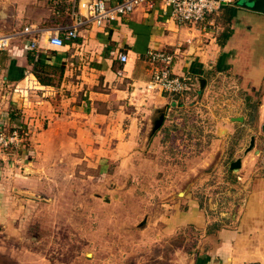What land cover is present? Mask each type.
I'll use <instances>...</instances> for the list:
<instances>
[{
    "label": "crops",
    "instance_id": "0c3cea01",
    "mask_svg": "<svg viewBox=\"0 0 264 264\" xmlns=\"http://www.w3.org/2000/svg\"><path fill=\"white\" fill-rule=\"evenodd\" d=\"M235 7L237 16L229 24L233 34L222 45L223 14L220 23L209 17L205 26L178 25L156 0L104 27L81 26L76 38L56 47L49 38L63 36L76 24L73 0H0V32L14 35L9 48L0 51V121L22 125L31 134L19 161L24 172L0 165V230L14 229L22 211L16 198L42 194L36 182L52 187L54 164L44 156L49 151L80 152L76 162L107 157L127 163L148 143H165L163 124L172 103L166 93L147 88L158 68L149 59L151 50L175 53V73L199 79L203 86L207 76L229 66L260 85L264 14ZM26 27L31 33H24ZM157 112L163 124L155 130ZM263 172L243 176L235 208L217 214L189 189L158 207L148 204L133 225L145 226L143 232L157 242L176 236L186 241L190 235L196 240L192 264H264Z\"/></svg>",
    "mask_w": 264,
    "mask_h": 264
},
{
    "label": "rangeland",
    "instance_id": "374dc122",
    "mask_svg": "<svg viewBox=\"0 0 264 264\" xmlns=\"http://www.w3.org/2000/svg\"><path fill=\"white\" fill-rule=\"evenodd\" d=\"M236 5L243 7L245 0ZM258 75L260 85H252L229 66L207 76L206 86L193 77L187 96L166 94L179 104L170 107L163 124L165 143H148L133 162H76L80 152L46 153L56 178L52 187L36 182L39 196L16 198L22 211L14 229L0 230V264H192L196 240L190 235L157 242L133 219L148 204L158 207L189 189L217 214L237 206L243 176L264 169V66ZM253 136L255 146L246 153ZM19 156L9 157L6 170L24 172ZM240 158L242 167L231 170Z\"/></svg>",
    "mask_w": 264,
    "mask_h": 264
},
{
    "label": "built area",
    "instance_id": "2783aa9c",
    "mask_svg": "<svg viewBox=\"0 0 264 264\" xmlns=\"http://www.w3.org/2000/svg\"><path fill=\"white\" fill-rule=\"evenodd\" d=\"M156 0H122L111 3V0H73L74 8L71 18L75 25L67 28L63 34L61 32L52 35L49 42L62 47L65 40H72L78 36L79 27L97 26L104 27L108 23H113L119 17L131 14L135 8L143 3L155 5ZM161 9L170 11L171 17L178 25L205 26L208 18L220 13L224 6L233 4V0H158ZM25 34L31 33V29L26 27ZM14 35L0 32V51H4L11 45ZM31 48H36L35 40L31 43ZM152 63L158 64V68L153 75V79L148 85L149 90L158 89L163 93L172 95H188L194 86L192 77L189 75H176L172 67L176 59L175 53L163 50H151L148 53ZM122 62H127L128 57L120 55ZM30 140L29 131L22 125L6 126L0 121V165L5 163L10 156H25ZM27 152V151H26ZM22 159V158H21ZM264 175V172H263Z\"/></svg>",
    "mask_w": 264,
    "mask_h": 264
},
{
    "label": "water",
    "instance_id": "95a60500",
    "mask_svg": "<svg viewBox=\"0 0 264 264\" xmlns=\"http://www.w3.org/2000/svg\"><path fill=\"white\" fill-rule=\"evenodd\" d=\"M244 7L250 8L252 11L264 14V0H245ZM243 121V120H241ZM163 124V117L158 119L154 124V129L157 130L161 125ZM262 129L264 131V124L262 126ZM255 137L253 136L251 138L250 146L246 150V153L251 151L255 146ZM242 167V159H237L236 161L232 162L230 165L231 170L240 169Z\"/></svg>",
    "mask_w": 264,
    "mask_h": 264
},
{
    "label": "trees",
    "instance_id": "16d2710c",
    "mask_svg": "<svg viewBox=\"0 0 264 264\" xmlns=\"http://www.w3.org/2000/svg\"><path fill=\"white\" fill-rule=\"evenodd\" d=\"M117 1H122V0H117ZM236 4L230 6H224L219 14L210 16V19L214 18L217 21V23H220L221 20L219 16L223 14L222 22L225 25V31L223 32L222 35L224 41H221V45L224 44L225 41L229 39L233 34V31L229 26V24H231V21L237 16V7H235Z\"/></svg>",
    "mask_w": 264,
    "mask_h": 264
},
{
    "label": "flooded vegetation",
    "instance_id": "af4514ba",
    "mask_svg": "<svg viewBox=\"0 0 264 264\" xmlns=\"http://www.w3.org/2000/svg\"><path fill=\"white\" fill-rule=\"evenodd\" d=\"M177 104H179V103L176 101L175 103L171 104V107H173L174 105H177Z\"/></svg>",
    "mask_w": 264,
    "mask_h": 264
}]
</instances>
